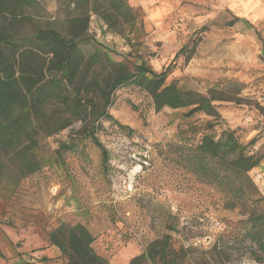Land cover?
<instances>
[{
	"label": "rangeland",
	"instance_id": "374dc122",
	"mask_svg": "<svg viewBox=\"0 0 264 264\" xmlns=\"http://www.w3.org/2000/svg\"><path fill=\"white\" fill-rule=\"evenodd\" d=\"M63 1L39 0L28 13L37 23L64 31L68 9ZM129 3L143 13L144 26L130 34L137 50L94 21L95 39L115 59L135 60L138 55L139 63L157 71L172 63L168 82L226 99L215 102L219 116L199 112L188 118V108L156 112L151 98L124 86L116 91L109 112L127 127L101 119L95 133L109 151L107 163L82 131L85 122L43 138L46 166L18 184L0 182V247L5 254L0 264L21 258L30 242L26 231L32 238L38 233L41 243L63 219L84 223L96 236V250L111 264H129L166 234L172 235L174 251L189 248L182 264H264L259 260L264 254L244 238L249 211L254 205L264 210V161L250 172L257 193L249 208H229L223 192L188 170L178 148L195 145L205 132L230 128L244 143L256 138L252 149L264 152V0ZM235 16L240 20L231 26ZM82 47L86 53L94 49L92 41ZM212 120L216 125L208 130L206 122ZM62 141L75 146L57 159ZM25 259L35 261L28 255Z\"/></svg>",
	"mask_w": 264,
	"mask_h": 264
},
{
	"label": "trees",
	"instance_id": "16d2710c",
	"mask_svg": "<svg viewBox=\"0 0 264 264\" xmlns=\"http://www.w3.org/2000/svg\"><path fill=\"white\" fill-rule=\"evenodd\" d=\"M38 4L39 0H0V182L18 184L43 169L49 159L42 154L41 140L60 134L76 121L85 122L82 131L99 146L107 163L109 151L95 133L101 119L127 127L109 112L116 91L124 86L151 98L156 112L166 107L188 108L184 114L188 118L199 112L219 116L215 102L226 99L168 82L172 63L157 71L147 62L139 63L136 54L135 60L130 56L115 59L111 49L95 39L91 32L94 21L108 32L124 36L137 50L130 34L144 26L143 13L129 0L63 1L61 5L68 9L64 31L36 22L28 9ZM239 20L235 16L229 24ZM90 41L94 49L86 53L82 44ZM93 95L99 97V104ZM215 125L216 121L206 122L208 130ZM256 143V138L244 143L234 129L226 128L219 134L205 132L195 145L182 143L178 148L188 170L227 196V207L249 208L257 193L250 172L264 161V152L252 149ZM74 146L60 142L57 159ZM244 222V238L264 254V210L257 211L254 205ZM47 236L60 249L62 264H111L96 250V236L82 222L62 220ZM171 239L166 234L151 242L129 264H182L189 248L174 251ZM19 256L15 264H38ZM0 257H5L1 247ZM259 260L264 262V257Z\"/></svg>",
	"mask_w": 264,
	"mask_h": 264
},
{
	"label": "crops",
	"instance_id": "0c3cea01",
	"mask_svg": "<svg viewBox=\"0 0 264 264\" xmlns=\"http://www.w3.org/2000/svg\"><path fill=\"white\" fill-rule=\"evenodd\" d=\"M63 221L69 222L66 219H63ZM28 232L30 231H26L27 235L25 241L30 240V242L28 243L27 248L21 251V254L24 258L28 255L35 259L38 264H62L64 262L63 258L61 257L62 255L60 249L54 245H51L47 235L43 238L41 243H39L40 241L38 239L41 238L39 234L37 233V237L35 236L32 238L30 235H28Z\"/></svg>",
	"mask_w": 264,
	"mask_h": 264
}]
</instances>
